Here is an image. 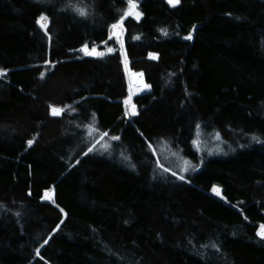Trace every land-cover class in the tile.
Listing matches in <instances>:
<instances>
[{
	"label": "trees",
	"instance_id": "1",
	"mask_svg": "<svg viewBox=\"0 0 264 264\" xmlns=\"http://www.w3.org/2000/svg\"><path fill=\"white\" fill-rule=\"evenodd\" d=\"M137 2L0 0V264H264V0Z\"/></svg>",
	"mask_w": 264,
	"mask_h": 264
},
{
	"label": "rangeland",
	"instance_id": "2",
	"mask_svg": "<svg viewBox=\"0 0 264 264\" xmlns=\"http://www.w3.org/2000/svg\"><path fill=\"white\" fill-rule=\"evenodd\" d=\"M129 17H133V16H129ZM134 18V17H133ZM43 23L46 25V22L43 21ZM117 33H119V36H117ZM111 36L115 37L117 39L120 40V43L122 45V49L124 51V44H123V38H122V33L120 29H116L111 31ZM135 73H131L129 76V83H130V97L129 99H127L126 101H128V103H126L125 101V113L128 115L130 112L133 113V102H132V97L136 94H146L150 91L149 87L146 84V86L143 87V85H139L136 81V77H138L139 75H134ZM143 81H144V85H145V79L144 76H141ZM198 138L195 141V148L196 150L202 154L203 156H210L212 155L215 150L218 148L217 143L220 141V137L219 135H208L207 133H203L202 131L198 130L197 132ZM199 140V141H198ZM213 150V148H215ZM156 160L158 165L163 166L164 168H169L170 170L175 172L177 177L180 178L181 176L184 177L183 180L186 179V174L190 171L194 172L198 169H200L202 161L200 162V165L197 166L196 168H192L193 165L192 163L187 160L184 157H181L178 154H174L171 153L168 149L163 148L159 151H155L154 152ZM220 154V151H218L215 155ZM185 161L190 162L187 167L188 170L184 171L185 168Z\"/></svg>",
	"mask_w": 264,
	"mask_h": 264
},
{
	"label": "snow or ice",
	"instance_id": "3",
	"mask_svg": "<svg viewBox=\"0 0 264 264\" xmlns=\"http://www.w3.org/2000/svg\"><path fill=\"white\" fill-rule=\"evenodd\" d=\"M169 4L172 5L173 7L177 6L179 3H180V0H168ZM127 3H128V8L127 10L123 13V15L120 17L119 21L117 23H114L111 25V28L113 30H116V29H120L121 31L123 30V21L124 19H126L128 16H133L134 18L136 19H139L141 16H142V13L140 11H138V2L137 0H127ZM78 11V14L81 15V16H86L87 15V11L83 8H78L77 9ZM48 20V17L47 16H41L40 17V24H41V27L44 28L46 30V25L43 23V21H47ZM117 36H119V33H117ZM192 37L191 36H188L186 37V39H191ZM138 39V37H137ZM82 51L85 52V54L87 55H103V53H99V52H96L95 49H93L91 52L88 51L87 49V46H84V48L82 49ZM109 51H111V49H109ZM4 72L3 70H0V75H3ZM134 75H139V76H143V73H135ZM146 87H150V86H146ZM126 103H128V101H126ZM71 107V106H69ZM135 109V105H133V110ZM51 112H52V115L53 116H57V115H61L63 112H64V109L63 108H57L56 106H52L51 108ZM132 114H136L135 111H133ZM91 127V126H90ZM103 135H107V133H104ZM113 140H119L120 138L119 137H112ZM254 140H258L257 137H253ZM32 141H29V145H31ZM105 147H108L107 145H105ZM89 151H92V149L90 148ZM185 168H184V171H187L188 170V167L187 165L190 163L188 161H185ZM195 166H193L194 168ZM173 175H175V173H173ZM180 179H184L183 176L180 177ZM214 191H217L216 189H214ZM219 194V193H218ZM61 211H63L61 209ZM261 239H264V230H261L257 233ZM45 243H47V241H45ZM37 254H39V252L37 251Z\"/></svg>",
	"mask_w": 264,
	"mask_h": 264
},
{
	"label": "water",
	"instance_id": "4",
	"mask_svg": "<svg viewBox=\"0 0 264 264\" xmlns=\"http://www.w3.org/2000/svg\"><path fill=\"white\" fill-rule=\"evenodd\" d=\"M96 52H98V50H96ZM91 57H96L97 55H90Z\"/></svg>",
	"mask_w": 264,
	"mask_h": 264
},
{
	"label": "bare ground",
	"instance_id": "5",
	"mask_svg": "<svg viewBox=\"0 0 264 264\" xmlns=\"http://www.w3.org/2000/svg\"><path fill=\"white\" fill-rule=\"evenodd\" d=\"M144 86H146V83H145V85H143V87H144Z\"/></svg>",
	"mask_w": 264,
	"mask_h": 264
}]
</instances>
